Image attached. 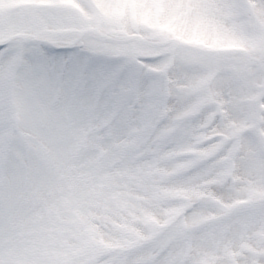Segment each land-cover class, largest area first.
Returning <instances> with one entry per match:
<instances>
[{
  "label": "snow or ice",
  "instance_id": "6c2138e0",
  "mask_svg": "<svg viewBox=\"0 0 264 264\" xmlns=\"http://www.w3.org/2000/svg\"><path fill=\"white\" fill-rule=\"evenodd\" d=\"M0 264H264V0H0Z\"/></svg>",
  "mask_w": 264,
  "mask_h": 264
}]
</instances>
